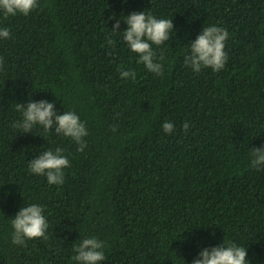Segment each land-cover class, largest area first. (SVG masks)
<instances>
[{"label": "trees", "instance_id": "1", "mask_svg": "<svg viewBox=\"0 0 264 264\" xmlns=\"http://www.w3.org/2000/svg\"><path fill=\"white\" fill-rule=\"evenodd\" d=\"M133 12L173 19L152 45L162 75L123 39ZM209 26L227 29L228 60L195 72L184 58ZM0 28V264H75L85 237L105 242L99 264H192L224 241L264 264V168L251 167L264 147V0H38L29 15L0 10ZM32 99L80 117L82 152L54 127H13ZM57 147L70 162L61 185L29 168ZM31 204L47 239L14 244L11 220Z\"/></svg>", "mask_w": 264, "mask_h": 264}, {"label": "clouds", "instance_id": "2", "mask_svg": "<svg viewBox=\"0 0 264 264\" xmlns=\"http://www.w3.org/2000/svg\"><path fill=\"white\" fill-rule=\"evenodd\" d=\"M38 7V0H0V10L5 16H15L18 13L29 15L32 10ZM114 18V17H113ZM128 27L123 31V39L129 49L139 57L138 62L157 75H162L163 65L155 62V52L152 45L160 46L170 39L173 33V19H158L145 12H133L124 19ZM120 21L117 20L113 26V32H120ZM227 29L209 26L204 27L201 34L190 43V53L185 55L184 64L195 72L203 68H211L214 72L221 71L228 60L225 51V41L228 39ZM0 38H11L8 28H0ZM109 44L114 42L109 39ZM162 60L163 57H160ZM3 57H0V70L3 69ZM119 71V69H118ZM121 78H136L134 71H120ZM16 110L22 115V120L13 124L14 128L22 130V133H32L34 126H41L43 132H50L53 127L55 133L71 138L79 145L77 151H83L86 147L84 137L88 135L86 126L81 122L75 112L66 111L58 114L55 105L47 100H30L26 105L16 104ZM185 132L189 129L186 121L183 125ZM165 133L171 134L174 125L165 121L162 124ZM115 131V128L113 129ZM44 136V135H43ZM45 137V136H44ZM63 149L57 147L55 151H43L38 157L32 159L29 168L32 173L44 175L49 184L61 185L64 183V169L69 167L70 162L62 155ZM251 167L264 168V147H253L251 153ZM44 209L37 204L22 207L11 220L14 229L12 242L20 245L28 239L45 238L49 225L43 215ZM105 242L96 237H85L74 248L76 253L72 260L75 264H99L103 261L105 253L103 248ZM192 264H249L247 249L235 244L224 243L220 246L204 248L199 253V258L192 261Z\"/></svg>", "mask_w": 264, "mask_h": 264}]
</instances>
